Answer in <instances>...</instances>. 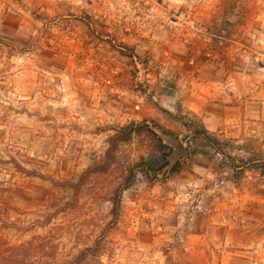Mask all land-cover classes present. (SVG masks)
<instances>
[{
  "label": "rangeland",
  "instance_id": "1",
  "mask_svg": "<svg viewBox=\"0 0 264 264\" xmlns=\"http://www.w3.org/2000/svg\"><path fill=\"white\" fill-rule=\"evenodd\" d=\"M0 264H264V0H0Z\"/></svg>",
  "mask_w": 264,
  "mask_h": 264
},
{
  "label": "trees",
  "instance_id": "2",
  "mask_svg": "<svg viewBox=\"0 0 264 264\" xmlns=\"http://www.w3.org/2000/svg\"><path fill=\"white\" fill-rule=\"evenodd\" d=\"M186 125V124H184ZM196 128H192V133L194 135H202L204 138L208 139L212 137L208 130L201 124L194 125ZM142 132H147L151 134L158 142V148L159 151L157 152H151L149 155V158H142L140 159L137 163H135L136 166H141L142 169L145 171L155 175L157 172L161 171L168 165V155L170 153V150L165 151L166 149H170L169 146L164 144L161 140V138L152 130L149 128L147 124L140 123V122H130L128 124H125L117 131H115L114 134H112L109 137V148L108 150H111L117 143V141H128L131 139L133 134L136 133H142ZM165 149V150H164ZM189 150V149H188ZM178 166V162H175L170 170L173 172L176 171ZM87 172V171H86ZM136 176V172L134 171L133 168H130L128 170V173L125 175L123 179V183L121 186V189L127 188L131 186L134 183ZM120 187L114 193V197L112 198V208H111V214H112V222H116L119 214V201L116 199L117 196H119L120 193ZM92 248H87L86 250H83L81 252V255L85 257L87 251H91Z\"/></svg>",
  "mask_w": 264,
  "mask_h": 264
},
{
  "label": "water",
  "instance_id": "3",
  "mask_svg": "<svg viewBox=\"0 0 264 264\" xmlns=\"http://www.w3.org/2000/svg\"><path fill=\"white\" fill-rule=\"evenodd\" d=\"M174 146L173 152H170L168 157L170 158L172 154L176 151L184 150V147L182 146V143L180 141H177L175 144H172Z\"/></svg>",
  "mask_w": 264,
  "mask_h": 264
}]
</instances>
